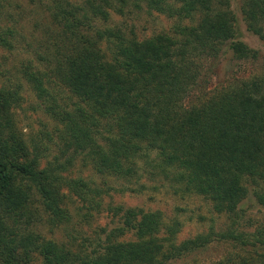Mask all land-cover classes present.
Returning a JSON list of instances; mask_svg holds the SVG:
<instances>
[{
	"label": "trees",
	"instance_id": "1",
	"mask_svg": "<svg viewBox=\"0 0 264 264\" xmlns=\"http://www.w3.org/2000/svg\"><path fill=\"white\" fill-rule=\"evenodd\" d=\"M43 1L57 31L51 35L50 30L48 55L39 58L46 67L29 63L24 76L37 96L45 98L46 112L63 124L65 148L72 150V156L91 159L97 173L128 180L136 175L138 161L146 159L180 190L208 197L231 222L220 232L177 242L180 221L169 224L159 211L130 208L118 234H114L117 229L111 230L97 248L81 254L32 232L18 231L19 224L33 219L28 207L31 195L41 198L57 222H66L63 188L76 189L84 199L91 189L84 180L63 174L71 157L65 163L54 157L41 165L48 147L34 144L29 149L12 113L19 102L18 90L0 85V264H29L25 258L31 251L41 254L38 264H167L204 248L214 236L254 245L250 235L237 228V213L249 195L246 180L264 207V69L209 91L196 104L182 105L198 76L195 56L212 51L224 55V45V52L236 58L256 55L240 39L236 16L227 7L220 8L225 3ZM128 2L136 8L144 2L176 18L175 34L136 40L119 28H97L94 21L108 19V9L122 12ZM242 12L248 29L264 40V0H243ZM1 33L2 45L8 44ZM101 40L109 44L110 58L101 50ZM52 83L77 98L72 108L57 102L48 88ZM103 120L107 136L99 128ZM154 150L155 158L151 157ZM124 229L132 231L135 239L117 241ZM255 239L264 243L262 233ZM211 264H264V252L229 256Z\"/></svg>",
	"mask_w": 264,
	"mask_h": 264
},
{
	"label": "rangeland",
	"instance_id": "2",
	"mask_svg": "<svg viewBox=\"0 0 264 264\" xmlns=\"http://www.w3.org/2000/svg\"><path fill=\"white\" fill-rule=\"evenodd\" d=\"M71 1L79 3L82 0ZM223 2L225 4H221L220 8L227 7L236 16L240 39L249 48L256 50V55L236 58L230 51L224 52V45L221 47L224 55L218 56L212 51L211 54L206 52L200 58L195 56L199 72L194 83L187 89L183 106L196 104L209 91L235 80L258 75L264 69V40L248 29L242 12L243 0H222ZM114 3L117 1L114 0ZM108 13V19L98 18L94 21L97 28H119L123 34L134 36L136 40H143L157 33L169 36L175 34L174 25L177 19L149 8L144 2L140 3L139 8L128 2L123 6L122 12L108 9ZM50 30L53 35L57 26L43 0H0V32L8 40V44L2 45L0 39V85L18 90L19 102L12 109V113L16 128L26 140L29 149L32 151L34 144H45L48 147V151H44L41 165L54 157H58V161L62 163L71 157V162L67 163V170L63 174L69 179L84 180L91 191L84 199L76 189L63 188L62 207L69 215L66 222H57L45 210L41 198L31 195L28 207L33 219L28 224H19L18 231L32 232L40 235L41 240H52L71 252L81 254L97 248V243L104 241L111 230L117 229L114 234H118V229L124 228L125 210L130 208L159 211L164 222L169 224L174 220L180 221L177 242L199 233H217L224 230L231 222L227 214L217 211L208 197L180 190L159 169L149 165L146 159L138 161L136 175L128 180L97 173L91 159L72 156V150L65 148V142L62 141L65 139L63 124L57 117L46 112L45 98L37 96L24 76L25 66L29 63L40 69L46 67L39 58L48 55ZM99 45L109 56V44L101 40ZM48 88L60 105L67 103L68 107H73L72 101L77 98L64 87L52 83ZM101 123L103 126L99 128L107 136L105 120ZM63 147L67 151L62 152ZM156 151H153L151 157L155 158ZM248 181L246 180L249 195L239 205L237 228L248 233L254 245L233 244L218 240L214 236L215 239L204 248L186 253L167 264H211L229 256L240 257L248 256V252H264V243L255 239L260 233L264 235V207L256 201L252 192L253 186ZM115 239L128 241L135 237L132 231L124 229ZM25 260L29 264H38L42 262V256L38 251H31Z\"/></svg>",
	"mask_w": 264,
	"mask_h": 264
}]
</instances>
